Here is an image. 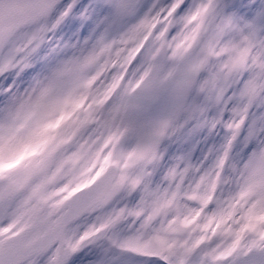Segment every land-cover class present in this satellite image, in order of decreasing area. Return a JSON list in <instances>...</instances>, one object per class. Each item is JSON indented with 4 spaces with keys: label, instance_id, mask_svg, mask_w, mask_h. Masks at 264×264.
I'll return each instance as SVG.
<instances>
[{
    "label": "snow or ice",
    "instance_id": "1",
    "mask_svg": "<svg viewBox=\"0 0 264 264\" xmlns=\"http://www.w3.org/2000/svg\"><path fill=\"white\" fill-rule=\"evenodd\" d=\"M0 264H264V0H0Z\"/></svg>",
    "mask_w": 264,
    "mask_h": 264
}]
</instances>
